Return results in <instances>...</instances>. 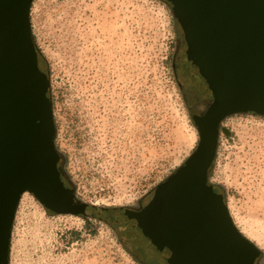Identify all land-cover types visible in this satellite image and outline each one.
<instances>
[{
  "label": "rangeland",
  "instance_id": "rangeland-1",
  "mask_svg": "<svg viewBox=\"0 0 264 264\" xmlns=\"http://www.w3.org/2000/svg\"><path fill=\"white\" fill-rule=\"evenodd\" d=\"M29 20L49 77L54 147L75 197L120 209L147 202L198 142L175 72L186 42L171 6L33 0ZM208 181L264 264V116L235 113L221 121ZM132 236L120 241L97 216L47 212L24 192L9 264H140L129 249L149 264H167L144 237Z\"/></svg>",
  "mask_w": 264,
  "mask_h": 264
},
{
  "label": "water",
  "instance_id": "water-1",
  "mask_svg": "<svg viewBox=\"0 0 264 264\" xmlns=\"http://www.w3.org/2000/svg\"><path fill=\"white\" fill-rule=\"evenodd\" d=\"M32 1L0 0V264H9L24 192L54 213L135 227L167 264H255L259 248L235 226L208 172L221 121L235 113L264 116V0H166L194 77L213 101L193 116V152L137 212L82 202L61 179L49 77L39 68L30 28Z\"/></svg>",
  "mask_w": 264,
  "mask_h": 264
},
{
  "label": "flooded vegetation",
  "instance_id": "flooded-vegetation-1",
  "mask_svg": "<svg viewBox=\"0 0 264 264\" xmlns=\"http://www.w3.org/2000/svg\"><path fill=\"white\" fill-rule=\"evenodd\" d=\"M182 42H185L184 39ZM182 47V46H181ZM179 48V55L177 56L178 61L175 62V72L178 78V84L180 89L183 92V96L185 101L191 110L192 117L193 116H201L204 114L208 106L213 101L212 97H210L199 85L198 81L194 77L193 66L191 64V60L189 59L188 55L185 52L186 44L184 49ZM220 129V124L218 126V130ZM219 192L218 190H215ZM149 201V200H148ZM147 201V202H148ZM147 202H139L137 206L133 208H126L122 209L121 211L124 212L125 210H130L131 212L139 211ZM129 229L133 232H137L139 235L146 239V237L135 227L126 225ZM150 244V242L147 240ZM151 245V244H150ZM255 260V264H257V259Z\"/></svg>",
  "mask_w": 264,
  "mask_h": 264
},
{
  "label": "trees",
  "instance_id": "trees-1",
  "mask_svg": "<svg viewBox=\"0 0 264 264\" xmlns=\"http://www.w3.org/2000/svg\"><path fill=\"white\" fill-rule=\"evenodd\" d=\"M162 1H163L164 3H166V4H168V5L171 6L170 2H168V1H166V0H162ZM171 10H172V9H171ZM172 14H173V17H174L175 22L178 23L177 20H176V18H175V16H174L173 11H172ZM178 25H179V24H178ZM179 26H180V25H179ZM36 48H37V47H36ZM37 52H38V50H37ZM38 65H39V68H40L42 71H44V72L47 74V76H48V72H47V70L45 69V67L43 66V63H42V61L40 60L39 55H38ZM47 95H48V96L50 95L49 88H48V91H47ZM248 113L256 114V113H254V112H248ZM214 160H215V158H214ZM214 160H213V162H214ZM212 165H213V163H212ZM212 165H211V166H212ZM58 166H59L60 171H61V179L63 180L65 186H67V187H71V186H72L71 181L69 180L68 176H67V175L65 174V172L63 171V169H62V167L60 166V163H59V162H58ZM210 169H211V167H210ZM210 169H209V171H210ZM208 173H209V172H208ZM208 183H209V181H208ZM210 184H211V183H210ZM212 186H213V185H212ZM213 189L219 191V189H217L215 186H213ZM223 198H224V197H223ZM224 201H225V199H224ZM45 210H46L47 212H50V210H48V209H46V208H45ZM78 216H81V215H78ZM105 221H106V220H105ZM106 222L109 223L112 227H114V228L116 229V231H117V235H118V238L120 239V241L124 242V239L122 238V236H123V237H126L127 239H131V238H132L133 240L136 239V237H133V236H132L133 231H131L126 225L112 224V223H110V222H108V221H106ZM144 239H145V238H144ZM135 249L140 250V247H139V246H138V247H135ZM128 251H129V253L131 254V256H132L134 259H136L137 261L140 262V264H149L148 262H146V261H144L142 258H140L139 255H138L136 252L132 251L131 249H129Z\"/></svg>",
  "mask_w": 264,
  "mask_h": 264
},
{
  "label": "bare ground",
  "instance_id": "bare-ground-1",
  "mask_svg": "<svg viewBox=\"0 0 264 264\" xmlns=\"http://www.w3.org/2000/svg\"><path fill=\"white\" fill-rule=\"evenodd\" d=\"M21 198V197H20ZM20 200V199H19Z\"/></svg>",
  "mask_w": 264,
  "mask_h": 264
}]
</instances>
